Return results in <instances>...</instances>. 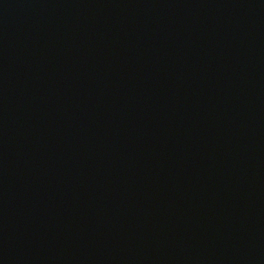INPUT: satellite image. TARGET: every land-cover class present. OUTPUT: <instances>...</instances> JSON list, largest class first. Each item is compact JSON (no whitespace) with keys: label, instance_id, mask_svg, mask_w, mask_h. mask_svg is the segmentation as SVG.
I'll list each match as a JSON object with an SVG mask.
<instances>
[{"label":"water","instance_id":"95a60500","mask_svg":"<svg viewBox=\"0 0 264 264\" xmlns=\"http://www.w3.org/2000/svg\"><path fill=\"white\" fill-rule=\"evenodd\" d=\"M0 264H264V0H0Z\"/></svg>","mask_w":264,"mask_h":264}]
</instances>
